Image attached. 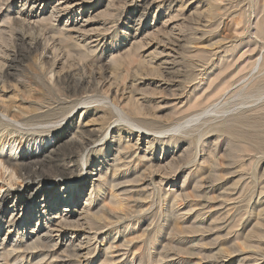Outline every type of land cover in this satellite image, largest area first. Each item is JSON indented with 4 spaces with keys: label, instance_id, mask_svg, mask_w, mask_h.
<instances>
[{
    "label": "rangeland",
    "instance_id": "1",
    "mask_svg": "<svg viewBox=\"0 0 264 264\" xmlns=\"http://www.w3.org/2000/svg\"><path fill=\"white\" fill-rule=\"evenodd\" d=\"M0 109V264H264V0H0Z\"/></svg>",
    "mask_w": 264,
    "mask_h": 264
},
{
    "label": "bare ground",
    "instance_id": "2",
    "mask_svg": "<svg viewBox=\"0 0 264 264\" xmlns=\"http://www.w3.org/2000/svg\"><path fill=\"white\" fill-rule=\"evenodd\" d=\"M257 60L259 61V59H257ZM257 60H256V61H257ZM257 63H259V62H257ZM257 63H256V64H257ZM6 107H7V106H6ZM2 108H3V107H2ZM2 108H1V109H2ZM1 109H0V110H1ZM2 111H3V110H2ZM5 111H6V110H5ZM5 111H4V112H5ZM2 114L4 115L3 112H2ZM7 114H8V113H7ZM5 118H7V116H6ZM12 120H13V119H12ZM15 121H16V120H15ZM138 127H139V126H138ZM87 139H88V138H87ZM84 143H85V142H84ZM0 161H1V160H0ZM8 162H9V161H8ZM0 164H2V163H0ZM2 166H3V168H4V165H2ZM3 168H2V169H3ZM4 169H5V168H4ZM0 170H1V169H0ZM38 171H39V170H38ZM1 172H3V170H2ZM5 172H6V171H5ZM31 172H32V170H31ZM34 172H35V171H34ZM3 174H4V173H3ZM29 174H30V173H29ZM31 175H32V173L30 174V176H31ZM26 178H27V177H26ZM30 178H31V177H30ZM33 178H34V177H33ZM5 194H7V193H5ZM3 195H4V194H3ZM263 212H264V211H263ZM10 215H11V214H10ZM12 215H13V214H12ZM57 222H58V221H57ZM60 222H61V223H62V222L64 223V221H61V220H60ZM58 223H59V222H58ZM260 223H262V222H260ZM61 227H62V226H61ZM52 228H53V227H52ZM261 228H262V227H261ZM8 230H9V229H8ZM8 230H7V231H8ZM47 232H48V231H47ZM259 233H260V232H259ZM259 233H258V234H259ZM255 236H257V235H255ZM259 236H260V235H259ZM255 238H257V237H255ZM250 239H251V238H250ZM33 242H34V241H33ZM1 243H2V242H1ZM35 244H36V243H35ZM26 246H27V245H26ZM5 248H6V247H5ZM9 249H10V247H9ZM3 254H4V250H1V251H0V257H3ZM4 255H5V254H4Z\"/></svg>",
    "mask_w": 264,
    "mask_h": 264
}]
</instances>
